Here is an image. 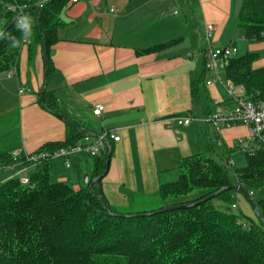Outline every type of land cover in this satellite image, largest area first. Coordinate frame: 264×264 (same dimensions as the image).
Segmentation results:
<instances>
[{"label": "crops", "instance_id": "0c3cea01", "mask_svg": "<svg viewBox=\"0 0 264 264\" xmlns=\"http://www.w3.org/2000/svg\"><path fill=\"white\" fill-rule=\"evenodd\" d=\"M235 12V0H66L60 9L47 48L53 70L45 90L86 133L117 129L119 140L110 142L108 169L100 179L101 191L112 207L135 208L134 195L156 193L162 175L173 172L182 158L210 150L216 153L211 141L224 145L227 152L247 133L241 124L215 132L200 120L203 111L191 95V80L203 70L205 22L216 26L214 44L221 45L222 40L234 39L226 34ZM161 42L169 43L156 51L136 53ZM256 62L254 67L264 66V60ZM0 75V114L18 105L20 138L13 148L31 152L46 142L64 140V119L40 103L41 44L33 38L22 46L12 74L15 79L6 78L7 71ZM203 78L206 82L210 74L206 71ZM13 82L19 85L17 105L7 98ZM218 83L200 84L201 95L211 100L210 108L214 98L231 106ZM96 103L104 104L99 116L92 114ZM175 115L194 119L178 125L171 119ZM85 165L84 155H76L68 168L59 167L57 173L64 179L61 175L72 170L78 188L91 173L92 165L84 169ZM5 169L0 170V180L13 172ZM237 196V209L240 203L250 204L246 195L244 202Z\"/></svg>", "mask_w": 264, "mask_h": 264}, {"label": "trees", "instance_id": "16d2710c", "mask_svg": "<svg viewBox=\"0 0 264 264\" xmlns=\"http://www.w3.org/2000/svg\"><path fill=\"white\" fill-rule=\"evenodd\" d=\"M3 1L27 3L25 15L33 19L27 41L35 38L42 44L45 36L46 49L53 41L57 15L66 2L46 0L38 5L37 0H0V32L5 34L0 37V73L17 68L22 46L27 43L13 22L15 13L6 9ZM237 24L244 39L264 43V0H242ZM168 43L141 48L136 53L156 51ZM258 58L255 51L230 57L223 77L242 84L249 96H262L264 66L254 67ZM52 70L48 59L44 62V83ZM205 72L203 62V70L191 80L193 101L204 115L211 110V100L200 93ZM40 103L64 119L66 136L64 140L46 142L36 151L67 147L86 134L87 129L70 118L46 90ZM13 143L0 149V167L12 162ZM233 151L232 147L218 159L206 152L182 158L174 168L173 180L160 178L156 195L163 204L151 210L119 212L108 203L100 179L108 169L111 149L97 156H84L92 169L78 188L57 179L56 170L64 166L63 158L42 161L26 184L18 178L0 180V264H264V148L246 154L245 165L232 177L224 161ZM93 177H98L95 183L91 182ZM232 185H238L236 190H244L246 196L247 191L260 194L257 201L247 196L260 218L231 208L234 189L227 187ZM221 187L226 189L218 191ZM191 192L196 194L186 198ZM209 195L213 196L205 199ZM213 197L229 204L224 210L218 209L211 203ZM191 202L196 203L160 210ZM239 221H245L248 227Z\"/></svg>", "mask_w": 264, "mask_h": 264}, {"label": "built area", "instance_id": "2783aa9c", "mask_svg": "<svg viewBox=\"0 0 264 264\" xmlns=\"http://www.w3.org/2000/svg\"><path fill=\"white\" fill-rule=\"evenodd\" d=\"M46 0H37L36 4L40 5ZM69 2H77L78 0H68ZM9 11L15 13V16L25 15V10L28 8L27 3L18 4L16 2H1ZM113 11L114 8H111ZM176 12V10H174ZM16 17V18H17ZM16 22V20H15ZM17 23V22H16ZM216 26L213 23L205 22L203 28V47L201 50L204 67L210 74V78L206 80V84L212 82H220L229 99L232 101L231 106L224 105L221 100L214 98L212 100V108L200 120L210 125L213 130H219L231 127L235 124H241L247 127V133L244 136L238 137L233 148L252 154L256 149L264 148V93L262 96H249L246 94L242 84H236L230 79H225L222 75L223 68L230 57L236 56L237 46L235 40H230L223 45L214 44V33ZM24 40L28 38L24 36ZM28 42V41H27ZM15 69L7 71L10 76ZM22 92V89H19ZM104 109L103 103H96L92 108V114L99 116ZM178 125H187L194 118L192 116L175 115L171 117ZM117 129L102 130L98 133H86L77 142L67 147H60L53 150H34L27 152L22 147L13 148L10 152L12 162L0 167L12 169L13 172L4 180L10 178H18L23 184L28 183L29 175L23 174L24 171L30 168H36L42 161L46 159L63 158L64 167H69L71 158L76 155L97 156L109 150L110 142L119 140ZM225 165H233L231 156L225 159ZM247 196H254V192L247 191ZM232 209H237V202L231 203ZM243 227H248L245 221H239Z\"/></svg>", "mask_w": 264, "mask_h": 264}, {"label": "rangeland", "instance_id": "374dc122", "mask_svg": "<svg viewBox=\"0 0 264 264\" xmlns=\"http://www.w3.org/2000/svg\"><path fill=\"white\" fill-rule=\"evenodd\" d=\"M241 1L242 0H235V9L236 12L234 14V20L231 24V28L230 31L227 32L228 34H226L227 37L229 38H234L233 40H235L236 46H237V53L235 54L236 56L238 55H242L244 53H246L247 51H255L258 53L259 58L258 60H256L255 62L258 64L260 62H262L264 60V43L262 41H248L246 39H244L242 37V28L237 24V13L239 11L240 5H241ZM179 5H175V9H179ZM182 11V9H181ZM183 12V11H182ZM233 27V29H232ZM229 42V41H228ZM225 40L219 42V44H226L228 43ZM6 74V73H5ZM3 76V75H0ZM6 78H11V79H15V76H5ZM10 80V79H9ZM12 82V81H11ZM218 85H220L221 88V94L223 92L222 90V86L221 83L219 82ZM19 87V85L17 83L13 82V85H11V87L9 88V91L7 93V98L9 100L10 104L13 105H17V88ZM224 93V92H223ZM18 105L14 106V109L8 113H4V114H0V149H5V144H8L10 142H15L14 140L18 139V137L20 138V133H19V117H18ZM214 138V137H213ZM210 145L214 148L215 152H211L207 151L206 149H202V151L206 150L208 152V154L213 157L218 159L219 157H225L227 155V152L225 151V146L224 145H216V142H212L210 143ZM235 151H233V155H232V159H233V165H226V170L228 172L229 175H231L232 177L234 176V171L236 169H239L241 167H243L246 163V154L240 150H237V147L235 146ZM91 168V163L88 160L87 161V165L84 166V169H88ZM34 168H30V172L33 170ZM4 170H6L5 168L2 169L1 173H4ZM176 170L175 169L173 172L170 173H165L164 175H162V180L163 181H169V180H173L176 177ZM86 171V170H84ZM58 171L56 170V174L57 177L59 178L60 175L57 173ZM90 173V172H89ZM3 175V174H2ZM87 175V174H85ZM63 177H65L64 179H58L61 181H65L67 183H70L73 187L75 186V173L70 170L68 171L67 174H63L61 175ZM88 176V175H87ZM83 184V182H81ZM232 196L235 200L238 201V196L240 197V200H243L241 202H244L245 198V192L244 190H232L231 191ZM196 194V192H191L190 194H188L186 196V198H190L193 197ZM142 196H137L134 195L133 200L135 201V208H126V207H113L116 211L119 212H131V211H140V210H151V209H158L157 207L161 204H163V202L157 197L156 193L153 194H148L146 196H143V198H141ZM260 197V194L258 192H255L253 199L254 201H257V199ZM239 202V201H238ZM211 203L212 205H214L216 208L224 210L226 208V206L229 204V202L223 201L222 199H219L217 197H213L211 199ZM247 205V204H246ZM244 205L243 203L239 204V208L236 209L237 212H253V208L252 206L249 205ZM253 215V214H252Z\"/></svg>", "mask_w": 264, "mask_h": 264}, {"label": "water", "instance_id": "95a60500", "mask_svg": "<svg viewBox=\"0 0 264 264\" xmlns=\"http://www.w3.org/2000/svg\"><path fill=\"white\" fill-rule=\"evenodd\" d=\"M16 17L17 16L14 17L13 22H15ZM41 51H42L43 60L46 63L48 61V56H47L45 36H43V41H42V44H41ZM45 89H46V84L44 83L43 86H42V89L40 91V99L41 100H43V98H44ZM87 178H88V176H85L84 182L87 181ZM97 178L98 177H93L91 182L95 183L97 181ZM227 188H229V189H238L239 186L238 185H232V186H228ZM224 189H226V187H221L218 191H221V190H224ZM212 196L213 195H209L205 199L211 198ZM249 202L251 203L252 208H253L254 213L256 214V216L260 218V214H259L258 210L256 209L254 202L250 198H249ZM194 203H196V202L168 205V206H165V207L161 208L160 210H171V209H177V208H181V207H187V206L193 205Z\"/></svg>", "mask_w": 264, "mask_h": 264}, {"label": "clouds", "instance_id": "9594fccd", "mask_svg": "<svg viewBox=\"0 0 264 264\" xmlns=\"http://www.w3.org/2000/svg\"><path fill=\"white\" fill-rule=\"evenodd\" d=\"M16 22H17V28L24 33V36L26 38L30 37L32 34V24H33L31 17L21 13V15H19L16 18ZM4 35L5 34L3 32H0V37H3Z\"/></svg>", "mask_w": 264, "mask_h": 264}]
</instances>
